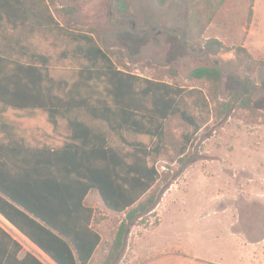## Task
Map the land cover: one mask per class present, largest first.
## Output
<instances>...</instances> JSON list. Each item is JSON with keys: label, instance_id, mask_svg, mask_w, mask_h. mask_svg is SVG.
Masks as SVG:
<instances>
[{"label": "rangeland", "instance_id": "1", "mask_svg": "<svg viewBox=\"0 0 264 264\" xmlns=\"http://www.w3.org/2000/svg\"><path fill=\"white\" fill-rule=\"evenodd\" d=\"M47 1L63 27L92 34L117 66L151 79L198 86L211 100V115L183 156L182 138L192 128L179 116L170 120L169 149L157 164L154 211L131 221L112 212L97 218L103 243L92 264H134L140 249L150 244L180 246L200 255L218 246L227 254L231 227L260 230L250 237L263 238L264 0H227L201 36L189 17L196 0H125L126 12L118 11L116 0ZM144 25L150 31L140 30ZM163 28L181 33L186 42ZM27 29L5 31L2 37H22ZM198 68H216L221 79H191ZM245 77L256 85L249 91L237 89L233 80L247 82ZM123 221L130 228L116 251Z\"/></svg>", "mask_w": 264, "mask_h": 264}, {"label": "trees", "instance_id": "2", "mask_svg": "<svg viewBox=\"0 0 264 264\" xmlns=\"http://www.w3.org/2000/svg\"><path fill=\"white\" fill-rule=\"evenodd\" d=\"M177 1L188 4L191 0ZM226 1L196 0L190 7L189 17L200 36ZM116 8L126 12L125 0H116ZM20 27L28 29L22 37H10L13 49L76 51L102 62L103 67L119 78L120 104L125 109L123 123L127 134L157 135L150 146L134 144L119 149L37 153L30 160L21 159L23 155H10L0 147V164L12 165L20 178L26 179L28 174L20 164L44 163L50 168L45 171L50 180L55 176L53 168H61L58 187L44 189L46 198L50 199L45 204L38 200V192L42 191L37 185L29 189L28 198L16 194L14 188L0 185V213L57 264H90L102 243V235L92 226L94 209L85 203L89 192L96 191L108 210L126 214L130 221L153 212L157 205L153 193L160 180L157 164L169 149L170 120L179 116L192 128L191 134L182 138L179 153L183 156L194 136L208 121L211 100L198 86H180L119 71L92 34L70 31L61 26L47 0H0V50L4 49L2 33L8 29L18 31ZM136 36L140 37L139 34ZM169 37L179 40L176 36ZM221 74L216 68H198L190 75L198 82L215 83L221 79ZM233 80L237 89L251 90L249 81ZM230 109L228 104L223 106L224 112ZM39 173L38 170L30 172L28 179L34 183L41 178ZM58 196L57 204L52 200ZM129 228L123 221L114 242L116 251L122 248ZM16 248L20 249L18 245ZM5 264L42 263L32 255L17 261L15 252L8 256Z\"/></svg>", "mask_w": 264, "mask_h": 264}, {"label": "crops", "instance_id": "3", "mask_svg": "<svg viewBox=\"0 0 264 264\" xmlns=\"http://www.w3.org/2000/svg\"><path fill=\"white\" fill-rule=\"evenodd\" d=\"M10 31L14 30L6 32ZM3 38L0 147L10 155H23L21 159L30 160L37 153L119 149L134 144L150 146L156 141V134H127L119 78L103 67L102 62L76 51L13 49L8 33ZM117 68L126 71L123 67ZM20 165L28 172L26 179L20 178L12 165L0 164V185L14 188L24 198H28L32 185H37L42 191L38 192L40 203L49 202L44 189L58 187L61 168H53L55 176L50 180L45 176L50 168L44 163ZM36 170L42 176L32 183L29 173ZM52 201L58 204L59 196ZM85 203L94 209L92 226L101 234L97 218L112 211L105 207L96 191L89 192ZM164 203L163 200L160 206ZM250 231L231 227L228 232L231 249L227 254L219 251L218 246L200 255L180 246L150 244L140 249L141 257L139 260L135 257L134 264H264V237L251 238L250 234L256 230ZM15 252L17 261L32 255L42 264H57L0 213V264H5Z\"/></svg>", "mask_w": 264, "mask_h": 264}, {"label": "water", "instance_id": "4", "mask_svg": "<svg viewBox=\"0 0 264 264\" xmlns=\"http://www.w3.org/2000/svg\"><path fill=\"white\" fill-rule=\"evenodd\" d=\"M112 9H113V14H114V16H115L114 2L112 3ZM143 29L146 30V31H150V30H149V27L146 26V25H144V26L142 27V29H140V30H143ZM162 30L167 31V32H169V33H171V34H173V35H177V36H179L181 39H183V40L186 42V39H184V38L182 37V34H181V33L173 32L172 30L167 29V28H163ZM217 67H218L219 70L221 71V68H220L218 65H217ZM221 72H222V71H221ZM243 80H244V81L248 80L250 86H256V85H253V84H252L251 78H249V77H245Z\"/></svg>", "mask_w": 264, "mask_h": 264}]
</instances>
